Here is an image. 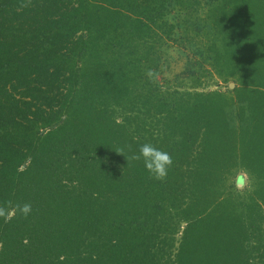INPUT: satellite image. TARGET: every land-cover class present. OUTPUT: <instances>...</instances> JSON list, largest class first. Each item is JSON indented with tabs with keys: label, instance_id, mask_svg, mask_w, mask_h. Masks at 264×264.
<instances>
[{
	"label": "trees",
	"instance_id": "1",
	"mask_svg": "<svg viewBox=\"0 0 264 264\" xmlns=\"http://www.w3.org/2000/svg\"><path fill=\"white\" fill-rule=\"evenodd\" d=\"M19 2L0 0V205L32 212L0 218V264H264V0L227 2L207 33L215 62L255 77L238 101L251 105L240 133L224 93L181 92L163 77L172 1ZM34 89L45 104L34 106ZM21 103L27 114L15 116ZM49 110L67 121L44 119ZM131 116L140 136L122 127ZM144 143L172 154L166 181L127 158ZM239 162L256 184L232 202ZM183 222L177 256L158 263L156 240L165 247Z\"/></svg>",
	"mask_w": 264,
	"mask_h": 264
},
{
	"label": "rangeland",
	"instance_id": "2",
	"mask_svg": "<svg viewBox=\"0 0 264 264\" xmlns=\"http://www.w3.org/2000/svg\"><path fill=\"white\" fill-rule=\"evenodd\" d=\"M170 1L172 2L170 3L171 10L168 12V20L174 25V32L172 40L168 42L165 48V55L162 61L163 77H165L167 81L169 80L172 82H168L171 84L172 89L177 88L181 92H191L192 94L204 92L224 93V95H226L225 98L229 103L226 110L227 119L231 125L234 126V128L238 129V132L240 133L250 123L251 105L249 104L247 106L245 104L239 103L238 101L241 100V98L252 96L251 93H248L243 89L245 88L244 86H246L243 83L252 85L255 77L253 74L247 71H236L235 67L230 64L220 63V61L224 59V56L215 62L216 58L214 59V53L212 52V48L209 45L210 41L208 42V39L211 37L209 34H207L213 30L212 20L214 17L211 18L213 13L215 15L218 8H222L227 2L231 0ZM238 35H241V32H239ZM213 45L214 43L211 42V46ZM252 65L256 66L254 62ZM13 85L15 86L16 84ZM12 89L15 91L14 88ZM31 93L32 95L28 96L34 98V106L45 104L41 101H38L39 95H37L38 92L36 89L32 90ZM14 94L21 101L28 100V97L23 95L21 98V95H19L21 93L18 90H16ZM98 110L101 109L98 107ZM50 112L47 113L44 119L49 118L50 116L52 117L53 121L58 118H60L61 123H63L64 120L67 121L65 115L63 116L62 114H56L58 113L57 110H51ZM12 113L15 114V116L27 114L22 103L17 104ZM0 114L8 117V113L1 111V109ZM87 120L88 125H91V115L87 117ZM130 121L132 126L123 125L122 127L125 130L132 132L133 136L135 133L136 135L138 134V136H140L141 131L135 126L137 119L131 116ZM61 123L60 125H62ZM56 127L57 125H53L52 127H49L45 130L39 129V133L44 136L43 134L51 132L52 130H56ZM123 128L118 126L116 129L117 131H121L124 130ZM11 139L12 142H16L18 137H11ZM20 140H22V138ZM25 145L28 146V144ZM100 149L104 150L102 147ZM79 150H82V148L79 147ZM83 150H91V144L87 147V149ZM110 160L111 159L108 157V155H106L104 162L106 164L116 165V167L119 168L118 164L110 163ZM27 162H30V159H27ZM27 165L28 163L24 164L25 167ZM24 166H22V168ZM251 175V172L247 168L243 167L241 162H239L237 168L232 172L227 181L230 189L226 195L232 194L230 201L237 202L239 198L248 196L254 192L253 187L256 184V181ZM186 227L187 224L185 222L181 223L178 227L179 230L177 231L175 237L174 235L173 238L170 237V240L167 242L165 247L163 246L160 248V246L157 245L158 241L156 240L154 252L155 260L157 259L156 256H158V263L161 262V257L163 258V256L165 259L169 256L171 260L173 256H177L183 240V232ZM1 246L2 244L0 243V252ZM168 246L169 248L167 250ZM165 252H167V254H165Z\"/></svg>",
	"mask_w": 264,
	"mask_h": 264
},
{
	"label": "clouds",
	"instance_id": "3",
	"mask_svg": "<svg viewBox=\"0 0 264 264\" xmlns=\"http://www.w3.org/2000/svg\"><path fill=\"white\" fill-rule=\"evenodd\" d=\"M34 6V0H20L17 10L28 9ZM147 79L153 83L156 82L159 73L156 69L148 68L145 71ZM121 148L117 152L124 153ZM129 161L142 162L145 170L148 172L151 179L159 182L167 180L170 169L174 166V159L169 151L158 148L154 144H141L136 152L127 157ZM32 212L31 204L13 203L11 200L6 202V205H0V218L5 222L10 221L16 215H21L27 218Z\"/></svg>",
	"mask_w": 264,
	"mask_h": 264
}]
</instances>
